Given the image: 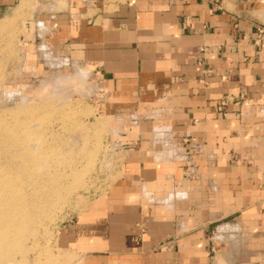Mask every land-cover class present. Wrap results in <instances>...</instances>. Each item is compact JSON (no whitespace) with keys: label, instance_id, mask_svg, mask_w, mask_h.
Returning <instances> with one entry per match:
<instances>
[{"label":"crops","instance_id":"1","mask_svg":"<svg viewBox=\"0 0 264 264\" xmlns=\"http://www.w3.org/2000/svg\"><path fill=\"white\" fill-rule=\"evenodd\" d=\"M14 11L23 43L49 38L136 115L129 176L58 245L84 264H264V0H0Z\"/></svg>","mask_w":264,"mask_h":264},{"label":"rangeland","instance_id":"2","mask_svg":"<svg viewBox=\"0 0 264 264\" xmlns=\"http://www.w3.org/2000/svg\"><path fill=\"white\" fill-rule=\"evenodd\" d=\"M25 19L0 17V264H84L60 233L129 176L136 115L49 38L23 43Z\"/></svg>","mask_w":264,"mask_h":264},{"label":"built area","instance_id":"3","mask_svg":"<svg viewBox=\"0 0 264 264\" xmlns=\"http://www.w3.org/2000/svg\"><path fill=\"white\" fill-rule=\"evenodd\" d=\"M258 33H259V36H260L259 39H258V42H259L261 40L262 36L264 35V27H259ZM227 105H228V99H224L219 104L220 107H226Z\"/></svg>","mask_w":264,"mask_h":264},{"label":"bare ground","instance_id":"4","mask_svg":"<svg viewBox=\"0 0 264 264\" xmlns=\"http://www.w3.org/2000/svg\"><path fill=\"white\" fill-rule=\"evenodd\" d=\"M4 236H7V234H4ZM7 240L6 237H1L0 236V248H4L5 247V244L4 242ZM3 244V245H2ZM228 248V247H227ZM228 250V249H227Z\"/></svg>","mask_w":264,"mask_h":264}]
</instances>
